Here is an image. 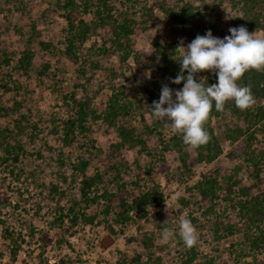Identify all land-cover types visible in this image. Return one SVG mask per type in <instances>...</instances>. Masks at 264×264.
<instances>
[{
    "label": "rangeland",
    "instance_id": "374dc122",
    "mask_svg": "<svg viewBox=\"0 0 264 264\" xmlns=\"http://www.w3.org/2000/svg\"><path fill=\"white\" fill-rule=\"evenodd\" d=\"M67 1L0 0V264H264V250L250 249L242 233L246 223L238 201L245 195L234 186L226 198L222 187L227 175L240 185L254 180L244 155L228 154L237 141L227 134L247 125L243 116L226 110L211 117L222 152L189 171L179 169V153L161 142H148V151L123 147L122 160L116 153L118 126H133L142 135L149 122L145 93L156 84L147 66L152 42L171 43L181 28L158 9L160 0H104L101 16L134 21L129 36L122 38L130 53L121 59L122 51H113L115 47L104 50L109 42L99 36L102 28H97L93 13L83 12V0H73L79 5L75 8ZM161 1L172 6L190 1L207 12L211 32L220 38L229 34L240 13L224 0ZM89 3L94 11L100 0ZM147 7L157 17L154 22L143 21ZM69 10L96 25L83 42H73L71 52L66 50L64 16ZM252 32L264 38L263 30ZM25 50L32 51L27 72L18 67ZM156 75L159 83L167 84ZM114 92L129 105L107 124L103 112ZM79 99L88 103L85 129L75 127L65 136V121L75 117L73 100ZM249 128L251 147L264 153V118L252 120ZM159 129L163 141L174 133L164 121ZM182 147L189 157L194 154L183 142ZM86 155L91 158L85 175L102 174L101 183L89 193L97 200L88 202L79 195L82 175L75 166ZM202 172L213 173L218 181L214 202L201 199L196 190ZM120 184L136 195L155 186L163 200L148 206L145 216L116 222L117 207H107L101 194ZM259 188L264 190V184ZM250 191L258 190L251 186ZM181 217L190 219L198 232L191 248L177 233ZM221 224L231 225L233 234L226 235ZM164 227L174 233L168 240L162 238ZM106 235L113 243L102 248L99 242Z\"/></svg>",
    "mask_w": 264,
    "mask_h": 264
},
{
    "label": "trees",
    "instance_id": "16d2710c",
    "mask_svg": "<svg viewBox=\"0 0 264 264\" xmlns=\"http://www.w3.org/2000/svg\"><path fill=\"white\" fill-rule=\"evenodd\" d=\"M231 5V8H236L240 10V13L235 16L234 26H245L249 32L253 30L260 29L264 31V0H224ZM67 4L72 5L73 8L78 7L75 5L73 0H68ZM159 10H161L169 19L181 28V34L178 38L173 40L168 44H161L159 42H152V47L149 55H147V66L152 67V77L156 84L145 93L147 106L150 107L153 100H158L160 95V90L163 84L159 83L156 79L157 75L160 77H165L166 82L169 87L181 88L183 81L180 84L171 83V78H174L180 70V64L177 61L179 59V54L175 51L179 40L182 38L184 43L187 44L192 39L195 38L197 34L203 35L206 30H212V22L208 21L207 12L201 11L197 6H195L190 1H183L175 6L167 5L164 1H157L155 3ZM97 7V6H96ZM106 3L104 0H100L98 7L93 11L90 8L89 0H83L82 10L83 12L93 13L94 21L97 20V28H102L99 36L106 38L109 45L104 47L105 51L113 49L116 51H122L121 59H125L129 53V46L123 47L122 38H127L130 34L131 28L129 27L132 19L124 16L122 19L117 20L111 18L110 15L107 17L101 16L100 13L102 8L105 9ZM143 21L154 22L156 16L153 14V9L147 7L144 11ZM67 21L66 29V41L67 52H71L74 48L73 42L78 40L83 42L91 33L94 31L96 25L93 20H85L84 17H77L73 14L72 10L66 11L64 14ZM111 18V21H106V19ZM105 39V40H106ZM46 46V44H44ZM47 47V46H46ZM111 47V49H109ZM146 56V55H145ZM144 56V57H145ZM32 51L25 50L18 60V67L23 71L27 72L28 68L32 64ZM82 69L81 71H83ZM113 72V71H112ZM201 72L204 73L201 75ZM195 74L197 79L201 78V82L207 86L208 84H213L217 82L214 71L203 70ZM114 74V73H113ZM239 85H247L251 88L252 94L254 96L255 102L252 107H247L246 109H240L235 106L234 102L229 100L224 105L223 111L215 110L214 106L210 111L208 119L204 122L203 127L207 130L209 134L208 141L200 145L199 147L193 148L194 154L189 157L187 151L183 150L181 134L172 133L168 136L167 140L163 141V135L161 129L162 121L154 119L151 115L149 108V122L144 124L143 134H139L135 131L133 126L121 125L117 127V134L119 139L115 142V149L118 156L122 157L123 147L130 148L139 146L141 149L148 151V142H161L165 149L175 150L178 154L179 159V169L181 171H189L190 166L203 161L214 160L221 152L222 147L220 146L213 129L210 125L211 117L214 115H219L221 112L226 110L231 111L237 116H243L244 120L247 121L245 127L236 126L234 128L233 135L227 134L233 140L237 142L232 145L228 150L230 156L234 155H244L248 166L249 174L253 180L251 185H240V181L233 178L232 175H227L222 187L224 189V196L226 198L230 197L232 193L235 192L234 186L245 195V198L238 201L240 214L245 220L246 227L243 229L242 233L248 241L250 249H255L258 251L264 250V190L259 188L260 184H264V175H260L261 170H264V153L263 151L255 152L254 148L251 147L249 140L253 136V132L250 129V124L253 121H258L264 118V70L257 71L255 69H250L246 71L243 76L237 81ZM75 117H69L65 121V136L68 133H72L75 127H79L80 130L85 129L84 121L88 116V103L86 100H73ZM129 103L121 100V93H112L107 99L104 112L103 120L107 124L113 122L115 118L120 113L127 112ZM90 156L80 157L76 163V167L79 173L82 175L80 179L79 195L85 201H95V197L89 195L92 187L98 185L102 181V174L95 172L93 175H85V168L89 164ZM160 168L164 167L163 163H159ZM114 166H111V168ZM216 172V171H215ZM140 174L137 175V180ZM213 173L202 172L200 178L195 183L197 192L201 199L208 200L209 202H214L218 197L216 194V187L218 185L217 179L214 177ZM138 184V183H136ZM251 186L257 188V192L251 194ZM131 196V199L129 197ZM104 198L107 207L115 206L117 210L114 211L113 219L116 222H126L132 219V217L145 216L147 214V207L156 205L158 202L163 200L162 192L155 189V186L148 187L143 191H139L136 195L134 190L127 189L123 184L117 186L115 191L104 190L101 194ZM221 227L226 235H232L234 229L231 225H222ZM113 243V239L104 236L99 244L102 248H108Z\"/></svg>",
    "mask_w": 264,
    "mask_h": 264
},
{
    "label": "clouds",
    "instance_id": "9594fccd",
    "mask_svg": "<svg viewBox=\"0 0 264 264\" xmlns=\"http://www.w3.org/2000/svg\"><path fill=\"white\" fill-rule=\"evenodd\" d=\"M228 32L220 38L209 29L187 44L181 38L175 49L180 70L171 83L183 81V85L179 89L162 85L159 99L148 107L154 119L164 121L166 127L181 134L183 143L192 148L208 141L209 134L203 125L213 106L223 111L225 103L231 100L243 110L255 102L251 88L237 81L250 69L264 70V38L243 25L230 27ZM203 70L214 71L217 82L205 86L201 78L195 77ZM177 233L185 247L197 243L198 232L190 219H179ZM173 235L172 229H162L164 240Z\"/></svg>",
    "mask_w": 264,
    "mask_h": 264
},
{
    "label": "built area",
    "instance_id": "2783aa9c",
    "mask_svg": "<svg viewBox=\"0 0 264 264\" xmlns=\"http://www.w3.org/2000/svg\"><path fill=\"white\" fill-rule=\"evenodd\" d=\"M48 257H49V256H48ZM53 260H54V259H52V260L50 259V260H49V258H48V262L53 261Z\"/></svg>",
    "mask_w": 264,
    "mask_h": 264
}]
</instances>
